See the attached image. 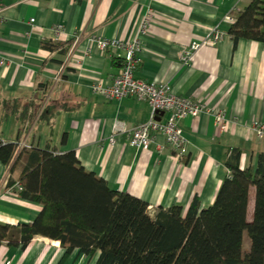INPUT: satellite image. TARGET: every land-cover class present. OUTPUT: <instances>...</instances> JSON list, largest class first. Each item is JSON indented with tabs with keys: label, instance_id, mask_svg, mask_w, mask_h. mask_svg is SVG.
I'll use <instances>...</instances> for the list:
<instances>
[{
	"label": "crops",
	"instance_id": "crops-1",
	"mask_svg": "<svg viewBox=\"0 0 264 264\" xmlns=\"http://www.w3.org/2000/svg\"><path fill=\"white\" fill-rule=\"evenodd\" d=\"M246 4V0H0L6 8L0 19V142L15 143L19 137V149L24 143L28 149L73 151L86 171L112 189L144 201L151 214L172 205L185 212L194 197L199 209L210 206L228 174L224 165L228 151L241 149L242 165L264 151V140L249 131L252 122L264 123V44L240 40L234 47L228 34L231 23L225 20ZM146 15H151V22L141 37L135 77L166 83L178 96L224 111L230 121L228 131L220 134L212 116L179 120L188 150L181 162L168 149L158 152L161 137L146 152L129 145V132L151 116L147 103L133 98L110 101L91 91L95 82L110 83L118 75L124 53L101 51L89 44V38L127 42ZM57 25L62 32H55ZM214 30L222 39L214 46H201L191 66H183L182 51L192 42H203ZM44 42L63 45L49 51L42 47ZM157 119L165 122L168 113H159ZM114 120L128 132L115 134L110 145ZM20 171V163L10 167L0 163V222L10 226L29 223L41 211L40 205L19 197L14 186L7 187ZM253 201L251 188L248 221ZM62 253L58 241L34 237L23 250L2 244L0 261L57 264ZM96 258L97 254L88 259L74 251L64 264H94Z\"/></svg>",
	"mask_w": 264,
	"mask_h": 264
},
{
	"label": "trees",
	"instance_id": "trees-1",
	"mask_svg": "<svg viewBox=\"0 0 264 264\" xmlns=\"http://www.w3.org/2000/svg\"><path fill=\"white\" fill-rule=\"evenodd\" d=\"M246 2L228 29L234 47L240 40L264 44V0ZM62 45L44 42L42 47L52 51ZM18 141L0 142V163L21 165L18 178L9 179L7 187L19 184L18 196L40 205L41 211L29 223L0 222V246L23 250L34 237L58 241L63 253L57 264L74 251L88 259L97 254L94 264H264V151L244 165L241 149L228 151V174L210 206L199 209L194 197L185 212L172 205L151 214L144 201L86 171L73 151L19 149Z\"/></svg>",
	"mask_w": 264,
	"mask_h": 264
},
{
	"label": "built area",
	"instance_id": "built-area-1",
	"mask_svg": "<svg viewBox=\"0 0 264 264\" xmlns=\"http://www.w3.org/2000/svg\"><path fill=\"white\" fill-rule=\"evenodd\" d=\"M5 10L6 8L0 5V19H2ZM225 20L230 23L233 22V18L229 16H226ZM150 22L151 15L142 17L134 37L127 42H121L115 39L89 38V44L95 45L96 48L101 51H121L124 53L123 56L119 58L122 61V67L118 75H116L110 83L95 82L91 85V91L110 101L133 98L137 101L147 103L151 110V116L148 121L138 124L129 132V145L137 150L146 152L150 144L154 143L158 137H161L163 140L162 143L156 145L158 152L168 149L173 157L181 162L188 150L187 141L182 136L178 126L179 120L187 116L197 117L201 114L212 116L215 129L220 134L228 131L230 121L226 119L224 111L209 109L201 102L178 96L166 83L147 82L135 77L134 73L141 60V37L146 34ZM55 32H62V27L57 25L55 27ZM221 39L222 33L214 30L203 42L190 43V45L182 51L180 63L185 67H190L192 56L196 50L203 45L214 46ZM88 52L89 49H86L84 55H87ZM75 63V65H78V61ZM159 113H168V119L165 122L159 121L157 119ZM249 131L255 138L264 140V123L252 122L249 125ZM125 132L128 131L123 124L118 120H114L109 144H114L115 134ZM22 148L28 149L29 147L23 143L20 145V149ZM14 188L17 192L21 191V187L17 183L14 185ZM0 264L8 263L6 261H0Z\"/></svg>",
	"mask_w": 264,
	"mask_h": 264
},
{
	"label": "rangeland",
	"instance_id": "rangeland-1",
	"mask_svg": "<svg viewBox=\"0 0 264 264\" xmlns=\"http://www.w3.org/2000/svg\"><path fill=\"white\" fill-rule=\"evenodd\" d=\"M248 245H249V239H248L247 234L244 233V236H243V248L247 249Z\"/></svg>",
	"mask_w": 264,
	"mask_h": 264
}]
</instances>
